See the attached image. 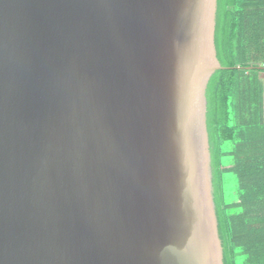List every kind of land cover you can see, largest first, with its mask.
Here are the masks:
<instances>
[{
    "label": "water",
    "instance_id": "95a60500",
    "mask_svg": "<svg viewBox=\"0 0 264 264\" xmlns=\"http://www.w3.org/2000/svg\"><path fill=\"white\" fill-rule=\"evenodd\" d=\"M216 6L0 0V264H223Z\"/></svg>",
    "mask_w": 264,
    "mask_h": 264
},
{
    "label": "trees",
    "instance_id": "16d2710c",
    "mask_svg": "<svg viewBox=\"0 0 264 264\" xmlns=\"http://www.w3.org/2000/svg\"><path fill=\"white\" fill-rule=\"evenodd\" d=\"M206 127L223 264H264V0H217Z\"/></svg>",
    "mask_w": 264,
    "mask_h": 264
},
{
    "label": "rangeland",
    "instance_id": "374dc122",
    "mask_svg": "<svg viewBox=\"0 0 264 264\" xmlns=\"http://www.w3.org/2000/svg\"><path fill=\"white\" fill-rule=\"evenodd\" d=\"M261 99H262V104H263V109H264V84L262 87Z\"/></svg>",
    "mask_w": 264,
    "mask_h": 264
}]
</instances>
